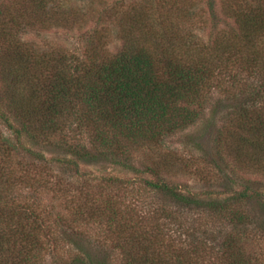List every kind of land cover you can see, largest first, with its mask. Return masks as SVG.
I'll list each match as a JSON object with an SVG mask.
<instances>
[{
	"label": "trees",
	"instance_id": "16d2710c",
	"mask_svg": "<svg viewBox=\"0 0 264 264\" xmlns=\"http://www.w3.org/2000/svg\"><path fill=\"white\" fill-rule=\"evenodd\" d=\"M220 7L221 15L209 22L215 35L192 45L185 14L183 27L161 21L158 33L142 4L123 14L103 5L99 21L113 13L121 48L112 54L102 43L74 61L61 49L42 54L22 38L30 28L67 23L72 29L79 21L75 7L59 0H0V119L17 140L0 134V264H40L49 254L52 264H258L242 228L254 221L264 233V0H221ZM214 91L223 97L211 114L223 125L205 140L193 133L186 138L222 185L198 191L177 180L194 163L164 144L205 115ZM67 128L84 133L87 143L60 140L72 155L58 160L63 169L120 168L156 197L144 216L129 209L131 203L97 201L65 188L59 190L62 210L47 216L34 197L22 195L33 185L19 174L20 148L34 154L33 146L58 147L52 141ZM44 184L58 189L48 179ZM191 214L198 215L194 224ZM168 225L178 228L176 236ZM227 227L231 233L223 235ZM53 229L76 250L69 259L58 256L61 240ZM97 230L103 240L93 239ZM181 236L187 243L176 242Z\"/></svg>",
	"mask_w": 264,
	"mask_h": 264
},
{
	"label": "rangeland",
	"instance_id": "374dc122",
	"mask_svg": "<svg viewBox=\"0 0 264 264\" xmlns=\"http://www.w3.org/2000/svg\"><path fill=\"white\" fill-rule=\"evenodd\" d=\"M12 1L15 2V0ZM59 3L64 7L67 5L75 7L79 12V21L73 25L72 29L69 28L67 23H65L66 27L63 26L59 28L51 27L48 29H42L37 27L35 30L34 28H30L27 31V34L23 36L22 40L35 44L40 48L42 54L56 52L61 49V51L68 56L74 55L76 57L73 59L74 61L84 57V53L91 47L102 45V43H105V49L112 54L116 53L121 48L123 42L119 36L120 27L118 20L113 13H110L109 18L107 17L103 22L99 21V18L101 17L100 10L103 8V5L105 10L110 11L115 8L118 10L119 14H123L124 11L130 12L142 4L144 9H148L150 15H153L155 18L152 30L157 31L158 33H161L165 27V24H162V22L166 24L174 22L180 27H183V23L180 22V16L181 14H185L189 18L185 32L191 44L192 42L193 44H198L200 42L205 43L206 40H209L210 37L214 36L215 31L212 29V20L211 24L209 22L214 13L221 15V0H213V8L211 6V0H170L169 3L168 0H59ZM97 4H100V7L97 6ZM164 7L165 13L163 14ZM168 11L170 13H168ZM161 15H164L162 19ZM225 21L227 27L233 23L230 19L223 20V22ZM220 27L226 28L224 23H221ZM245 77H250V74H245ZM220 97L223 96L216 91H214L212 95L210 94L205 115L187 131L169 137L164 144L165 151L176 152L183 160H188V162L190 161L194 163L193 167H191L192 170L190 169L187 174L178 176L177 180L188 184L190 187H194V189L198 191L208 189L217 190L221 187L222 180L219 177H216V180L215 176L217 175L204 168L205 162L201 157L203 153L200 150H197L192 143L188 142L186 135L193 133L195 134L194 136L199 138L204 137L205 140L209 137L211 132L214 133L218 127L223 125V121L220 117L213 118V115L211 114L217 99ZM0 134L5 136L12 144H17L14 131L5 125L1 119ZM85 136L84 133L79 132L78 130L74 131L67 128L58 137L55 139L53 138L54 140L52 139L53 143L59 144L58 147L44 144L38 147L33 146L35 151L34 154H31V151L27 150L26 147L24 149L20 148V151H18V156L21 158L19 161V174L23 177H29L31 179V184L33 185V188L30 186V192L27 194L25 192L22 195L34 197L47 216H50L51 213L56 214L62 210V208L59 207L61 194L59 190L62 188L69 189L73 195H75L74 193L79 195L85 193L89 195L88 193H90L92 196L97 197V201L102 197H106L118 202V204H122L124 201L126 202L125 206L127 207H129V203H131L129 209L134 208L138 211L139 215L144 216L153 205L152 202H155L156 197L154 198L153 192H151L150 189L143 187L144 185L142 183L137 184L128 180L130 175L120 168H113L109 165L102 167L83 166L80 168L79 173H75V171L70 169L71 166L66 167V170L63 169L58 160L61 159L63 161L69 159L72 155L67 151L68 145L65 144L60 147L62 143H67L60 140L63 138H69L68 143L71 145H85L87 143ZM196 159L198 161H196ZM136 164L139 166L138 162ZM199 166L200 169H197ZM196 173H198V175L199 173H202V177L200 176L201 174L198 176ZM146 177V175L143 176V178ZM213 178L217 183L212 180ZM47 179L51 184L54 183L55 185H58L56 186L58 189L54 190L55 186H47L44 184V181ZM112 179H116L123 183L114 182ZM43 184L44 186L46 185L47 189L44 188ZM125 184L129 186H125L124 188L122 185ZM209 185L211 187H209ZM161 200L159 199L160 206L164 204V200L162 198ZM197 217L198 215L194 214L192 216L191 214L189 221L193 220L194 224V219L196 220ZM163 222L165 223L166 221ZM48 223H53V221H49ZM213 224L216 225L214 226L216 229L218 225L216 223ZM168 226L169 229H173V226ZM256 226L257 223L253 221L244 225L242 231L247 233L248 239L251 240L250 243L254 245L256 249L255 253L258 255V264H264V233H260ZM212 227L213 226H211V228ZM189 228H192V226ZM193 228H195V226H193ZM224 229L226 231H223V235L231 233V227ZM177 230L178 228L174 227L173 236L177 235ZM53 231L61 240L58 256L63 259H69L72 254L76 253V250L72 249L68 243H65V241H62L64 239L60 234V231L58 232L56 229H53ZM166 231H168V228H166ZM92 233L93 239H96L97 236V241L100 239L103 240V235L99 234L98 230L97 232ZM200 238L206 240L205 238H207V235L206 237L203 236ZM175 240L177 243L180 242V244L181 242L187 243L185 236L177 237ZM92 244H95V241H93ZM194 247L195 244H189L186 248L192 250ZM197 251L194 249L192 252L193 255H196L195 253ZM206 259H210V257L208 256ZM52 262L53 255L49 254L42 256L40 264H52ZM207 262H210V260H206V263Z\"/></svg>",
	"mask_w": 264,
	"mask_h": 264
}]
</instances>
